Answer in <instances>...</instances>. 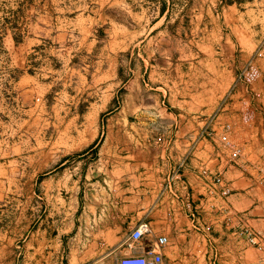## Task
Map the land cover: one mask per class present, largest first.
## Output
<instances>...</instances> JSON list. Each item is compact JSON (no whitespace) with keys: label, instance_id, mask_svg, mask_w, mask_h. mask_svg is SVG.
I'll list each match as a JSON object with an SVG mask.
<instances>
[{"label":"crops","instance_id":"obj_1","mask_svg":"<svg viewBox=\"0 0 264 264\" xmlns=\"http://www.w3.org/2000/svg\"><path fill=\"white\" fill-rule=\"evenodd\" d=\"M68 2L1 19L0 264H264V0Z\"/></svg>","mask_w":264,"mask_h":264},{"label":"rangeland","instance_id":"obj_2","mask_svg":"<svg viewBox=\"0 0 264 264\" xmlns=\"http://www.w3.org/2000/svg\"><path fill=\"white\" fill-rule=\"evenodd\" d=\"M26 1L27 0H0V44L3 43L1 35L5 33L7 23L6 19H1L3 18V16L11 14V12H14L15 15L19 14L21 16L24 11L22 10L21 6H23L22 4ZM170 1L172 2V0ZM181 1L183 0H174L175 4L179 5L180 7ZM132 2L133 0H131L130 3ZM66 4H70L68 0ZM18 5L19 7H17ZM12 6H15V8ZM176 9H178V6L174 7L173 13H177ZM118 14L119 12H116V15ZM120 15L123 16V14ZM69 58L70 55L67 54L66 60L57 59L56 64L55 62H52L51 65L57 71V78L60 76H62L63 78L70 77L69 68L71 64L69 62ZM6 62L7 57L4 54L0 53V65L4 67ZM63 89L66 90V95L63 97V110L61 119L62 134L60 137L62 143V159L64 160L72 157L81 160L83 158V154L86 153V149H84V146L89 141V133H86L84 131L85 123L87 121L85 117L89 115V96L85 97V99L88 98V101H84V99H81V102L78 103L77 99L73 98V94L70 91L71 87L69 85ZM55 137L57 142L59 136L56 135ZM47 138H50V136H47ZM216 183H219V180H217ZM246 235L248 236L249 241L252 244H259V237L257 234H255L251 230H247ZM162 241L164 245L168 244V238L166 236H162ZM160 249V247H156L153 248L151 252L156 250L160 251Z\"/></svg>","mask_w":264,"mask_h":264},{"label":"bare ground","instance_id":"obj_3","mask_svg":"<svg viewBox=\"0 0 264 264\" xmlns=\"http://www.w3.org/2000/svg\"><path fill=\"white\" fill-rule=\"evenodd\" d=\"M147 264H163V258L160 254L155 253Z\"/></svg>","mask_w":264,"mask_h":264}]
</instances>
